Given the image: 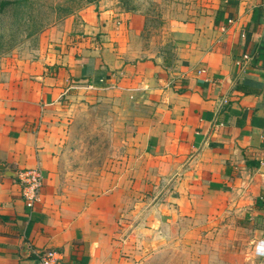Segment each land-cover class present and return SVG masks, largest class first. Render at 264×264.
I'll use <instances>...</instances> for the list:
<instances>
[{
	"label": "crops",
	"instance_id": "crops-1",
	"mask_svg": "<svg viewBox=\"0 0 264 264\" xmlns=\"http://www.w3.org/2000/svg\"><path fill=\"white\" fill-rule=\"evenodd\" d=\"M186 1V16L170 21L167 70L128 55L104 2L88 9L80 36L0 69V264H36L45 250L76 264H142L177 221L193 223L179 236L196 240L242 209L264 218V0ZM114 77L136 110L125 153L93 196H60L63 105ZM36 168L43 184L29 207L19 175Z\"/></svg>",
	"mask_w": 264,
	"mask_h": 264
},
{
	"label": "rangeland",
	"instance_id": "rangeland-1",
	"mask_svg": "<svg viewBox=\"0 0 264 264\" xmlns=\"http://www.w3.org/2000/svg\"><path fill=\"white\" fill-rule=\"evenodd\" d=\"M3 1L14 5L0 7V69L35 62L53 45L80 36L88 9L97 12L104 2L116 24L124 25L128 55L156 61L167 70L175 49L170 21L182 20L189 11L186 0H0V4ZM114 78L112 85L76 93L63 105L61 113L68 122L58 149L60 196H93L100 179L115 173L114 162L125 153L120 146L129 136L124 127L131 126L136 110L116 95L120 78ZM254 220L242 209L233 220L212 224L196 240L179 236L193 223L183 221L180 226L176 220L170 242L142 264H264V218L260 223Z\"/></svg>",
	"mask_w": 264,
	"mask_h": 264
},
{
	"label": "built area",
	"instance_id": "built-area-1",
	"mask_svg": "<svg viewBox=\"0 0 264 264\" xmlns=\"http://www.w3.org/2000/svg\"><path fill=\"white\" fill-rule=\"evenodd\" d=\"M247 59L246 57H244ZM104 78L98 79L99 84H103ZM20 182L22 184L21 195L26 201V205L32 207L40 197V189L43 184V176L41 171L36 169H28L22 171L19 175ZM36 264H76L66 262L62 259L59 252L55 250H45L36 254Z\"/></svg>",
	"mask_w": 264,
	"mask_h": 264
},
{
	"label": "trees",
	"instance_id": "trees-1",
	"mask_svg": "<svg viewBox=\"0 0 264 264\" xmlns=\"http://www.w3.org/2000/svg\"><path fill=\"white\" fill-rule=\"evenodd\" d=\"M12 4V5H11ZM9 5L13 6L14 5V2H10V1H3L1 4H0V7L2 8V10H4V8L7 6L9 7Z\"/></svg>",
	"mask_w": 264,
	"mask_h": 264
}]
</instances>
